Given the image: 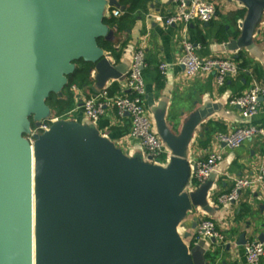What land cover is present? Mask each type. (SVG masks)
<instances>
[{
  "label": "water",
  "instance_id": "95a60500",
  "mask_svg": "<svg viewBox=\"0 0 264 264\" xmlns=\"http://www.w3.org/2000/svg\"><path fill=\"white\" fill-rule=\"evenodd\" d=\"M241 2L248 45L264 0ZM111 7L124 10L118 0H0V264H32L33 204L35 264H208L206 240L185 246L177 226L189 198L202 205L215 172L189 198L180 193L189 143L211 104L177 131L156 118L167 167L136 162L75 122L31 132L30 118L36 128L46 119L45 101L65 87L75 60L91 63L98 85L125 76L97 44ZM245 243L244 232L236 244Z\"/></svg>",
  "mask_w": 264,
  "mask_h": 264
},
{
  "label": "crops",
  "instance_id": "0c3cea01",
  "mask_svg": "<svg viewBox=\"0 0 264 264\" xmlns=\"http://www.w3.org/2000/svg\"><path fill=\"white\" fill-rule=\"evenodd\" d=\"M210 1L215 5V14L211 21L192 22L187 26V31L183 24H164V16L174 7L172 0H149L145 8L131 14L121 30L117 26L104 24L105 34L99 37L111 43L112 50L101 48L103 54H107L113 64L122 66L124 71L129 66L139 40L147 37L146 67L143 69L144 105L155 129L158 116H162L170 129L177 131L198 108L206 104L215 108L197 126L187 149L185 162L188 173L180 193L185 192L188 198L190 193L201 188V183L192 180L193 165L195 161L204 160L214 148V134L226 133L236 126L249 123V120L240 116L238 108L229 104V100L247 90L253 82L264 85V11L253 30L250 43L246 45L242 43L241 24L246 17L247 7L241 0ZM108 13H105V17L109 16ZM185 32L190 40L201 46V56L234 59L239 66L237 74L227 78L221 86L216 84L214 72H202L187 78L183 66L177 62L181 55L180 41ZM78 60L89 63L91 67L90 62L82 58ZM75 61L73 71L78 67ZM161 62L169 65L164 76L158 68ZM87 72L85 83L78 85L76 80L72 81L71 110L64 115L55 116L54 111L47 105L49 113L46 120L59 117L78 123L94 131L98 137L136 162L167 167V156H163L161 163L149 160V155L140 142L130 137L131 118L126 113L119 116L116 110L109 109L96 122L84 115L80 106L81 100L106 85L111 84L109 87L114 88V93L127 92L124 74L119 79H111L104 85H98L94 72L89 69ZM62 90L63 88L56 94L60 95ZM250 122L264 128V98L260 99L258 112ZM263 154L264 140L256 138L245 141L237 148H223L222 159L216 164L202 205L194 207L189 198L190 207L184 212L177 226L184 245L189 247L193 244L195 222L200 217L211 218L224 237L223 242L216 241V244L200 237L206 240L208 264H248L243 245L236 244L240 234L245 232L246 241H249L258 240L259 234L264 233V210L258 188L243 189L238 199L227 204L217 201L218 195L229 192L235 177L255 175ZM203 204H207L208 210H203ZM227 244H230L229 249H226ZM259 264H264V256Z\"/></svg>",
  "mask_w": 264,
  "mask_h": 264
},
{
  "label": "built area",
  "instance_id": "2783aa9c",
  "mask_svg": "<svg viewBox=\"0 0 264 264\" xmlns=\"http://www.w3.org/2000/svg\"><path fill=\"white\" fill-rule=\"evenodd\" d=\"M173 9L164 16L166 25L183 24L184 30L195 21L208 23L215 14V5L210 0H172ZM109 15L118 17L122 14L116 7H111ZM147 37H143L135 47L129 66L125 73V93H109V86L81 100V109L84 115L91 121L96 122L109 109L116 110L119 116L128 113L131 118L130 137L140 142L146 153L152 156V160L161 163V157L171 155L155 128L144 105L145 81L143 69L146 67L145 44ZM181 55L178 63L184 68V75L187 78L196 76L202 72H214L216 84L223 85L227 78L237 74L239 66L232 58L203 57L199 54L201 46L189 39L186 32L180 41ZM168 63L161 62L158 66L161 75H166ZM74 87V86H73ZM260 98H264V85L257 82L241 94L234 95L229 104L238 108L242 118L249 120V123L239 125L230 131L217 132L213 136L214 148L208 153L204 160L194 162L192 180L203 183L216 164L222 159L223 148H237L242 143L250 139L264 140V128L256 125L250 120L257 114L260 105ZM59 117L44 119L35 131L48 128L47 122H54ZM33 133V132H32ZM255 187L259 189L260 200L264 210V154L260 157L257 171L251 177H235L229 192L218 195L217 201L227 204L238 199L243 189ZM215 238L217 242H223V235L216 229L211 218L200 217L196 222L194 243L198 238ZM245 260L248 264H259L264 256V242L259 240H249L243 245Z\"/></svg>",
  "mask_w": 264,
  "mask_h": 264
},
{
  "label": "trees",
  "instance_id": "16d2710c",
  "mask_svg": "<svg viewBox=\"0 0 264 264\" xmlns=\"http://www.w3.org/2000/svg\"><path fill=\"white\" fill-rule=\"evenodd\" d=\"M149 0H118L120 5L124 6L122 14L118 17L109 15L103 18V23L109 25L110 27L117 26L118 30H121L127 19L130 18L131 14L135 11H139L147 6ZM97 44L101 48L111 49V43L104 38H98ZM78 67L67 76L68 83L63 88L60 95L51 93L45 103L48 105L55 113V116H61L67 113L73 107L72 103V92L70 91V86L73 80L77 81L78 85L86 82L88 76L87 70L90 68L89 63H85L82 60H76ZM110 94H114V88H108ZM163 160V157L160 158ZM194 243V240L193 242Z\"/></svg>",
  "mask_w": 264,
  "mask_h": 264
},
{
  "label": "bare ground",
  "instance_id": "6f19581e",
  "mask_svg": "<svg viewBox=\"0 0 264 264\" xmlns=\"http://www.w3.org/2000/svg\"><path fill=\"white\" fill-rule=\"evenodd\" d=\"M34 172H33V165H32V200H34ZM31 224H32V252H31V260L32 264H35V238H34V232H35V223H34V204L32 206V218H31Z\"/></svg>",
  "mask_w": 264,
  "mask_h": 264
},
{
  "label": "rangeland",
  "instance_id": "374dc122",
  "mask_svg": "<svg viewBox=\"0 0 264 264\" xmlns=\"http://www.w3.org/2000/svg\"><path fill=\"white\" fill-rule=\"evenodd\" d=\"M50 119V118H49ZM42 121V120H41ZM30 122H31V124L33 125L32 127H31V132H34V129H35V126H34V120H33V118H30ZM47 123H49L48 124V127L50 126V122H47ZM39 132H41V131H39ZM163 157V156H162ZM164 158V157H163Z\"/></svg>",
  "mask_w": 264,
  "mask_h": 264
}]
</instances>
